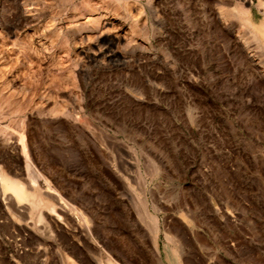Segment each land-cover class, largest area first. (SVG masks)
<instances>
[{"label":"rangeland","instance_id":"1","mask_svg":"<svg viewBox=\"0 0 264 264\" xmlns=\"http://www.w3.org/2000/svg\"><path fill=\"white\" fill-rule=\"evenodd\" d=\"M81 2L0 0V264H264V0Z\"/></svg>","mask_w":264,"mask_h":264},{"label":"bare ground","instance_id":"2","mask_svg":"<svg viewBox=\"0 0 264 264\" xmlns=\"http://www.w3.org/2000/svg\"><path fill=\"white\" fill-rule=\"evenodd\" d=\"M85 1L87 2V0H82V2ZM81 2V3H82ZM262 6H264V4H261ZM76 8V7H75ZM94 9V8H93ZM96 11V10H95ZM240 12H242L244 15H245V22L247 24H249L252 28H253V31L256 32L257 34L261 35L264 39V25L260 26V27H255L252 22L250 21V19L247 17V14H246V11L245 10H241ZM99 13V12H98ZM99 15V14H98ZM51 18V17H50ZM77 23H87V22H92V21H95V20H98V16L96 15V13L94 12V10H92L91 12H87V13H83L79 16H77L75 19H74ZM100 20V19H99ZM10 23V22H9ZM81 23V24H82ZM2 24V23H1ZM54 22H53V19H49L47 20V25L46 27L50 28L51 26H53ZM3 25V24H2ZM9 25L8 26V32L11 31V25L10 24H7ZM11 27V28H10ZM7 29V28H6ZM13 31V30H12ZM1 42V41H0ZM2 43V42H1ZM0 43V44H1ZM17 43V42H16ZM14 43V44H16ZM12 44V42H11ZM4 45V44H3ZM1 44V46H3ZM6 46V45H5ZM15 46V45H14ZM17 46V45H16ZM4 47V46H3ZM11 47V46H10ZM13 47V46H12ZM2 48V47H1ZM4 49V48H3ZM2 50V49H1ZM6 51V50H5ZM9 51V50H8ZM10 52V51H9ZM3 54L0 53V70L3 69ZM5 57V56H4ZM5 59V58H4ZM15 60V59H14ZM7 67V66H6ZM1 72V71H0ZM4 72V71H2ZM0 74H3V73H0ZM4 80V78L2 79ZM21 140H22V137H21ZM23 150H24V146L22 147ZM0 187H1V190L4 193H9L11 194L12 198L15 200V202L18 204V203H23V202H26L28 203L29 205H31V207L33 209H40L42 207H47L50 211H55V207L54 205L52 204V202L50 201H45L43 197H41L40 195L38 196L36 194V192L34 191H30L28 190L27 188L24 187V185L18 181V180H15V179H12L4 174H1L0 175ZM61 198H59L60 200ZM61 201V200H60ZM138 201V204L140 205L141 207V210H142V214L149 218L150 215H148V212H147V206H146V200L144 198H139L137 199ZM62 202V201H61ZM62 204V203H61ZM63 210H67L66 206L65 205H62L61 206ZM151 223H152V228H153V231H155L156 233V230H157V219L156 217H153L151 219ZM68 260L70 261L69 264H73V262L68 258Z\"/></svg>","mask_w":264,"mask_h":264}]
</instances>
